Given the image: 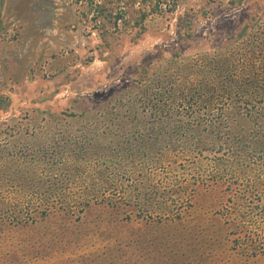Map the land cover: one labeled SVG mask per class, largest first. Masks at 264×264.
Masks as SVG:
<instances>
[{
	"label": "rangeland",
	"instance_id": "1",
	"mask_svg": "<svg viewBox=\"0 0 264 264\" xmlns=\"http://www.w3.org/2000/svg\"><path fill=\"white\" fill-rule=\"evenodd\" d=\"M261 16L264 0H0V264H264ZM155 50L179 55L155 80L158 90L130 102L124 91L115 106L133 110L129 104L137 103L153 121L155 109L146 103H155L154 93L200 94L193 117L211 122L199 130L204 143L194 141V128L172 142L179 135L174 112L163 114L158 126L166 122V131L154 134V161L132 169L113 162L103 194L91 175L80 174L78 153L71 161L78 160L77 170L61 169L47 186L23 163H4L12 153L1 148L5 137L35 144L47 114L62 120L55 138L68 126L83 141V125L87 133L95 123L92 140L101 147L123 133L95 112L68 114L131 87L129 71ZM188 67L191 78L180 80ZM24 119L29 125L13 124ZM129 175L157 192L128 199ZM61 183L63 193L46 195Z\"/></svg>",
	"mask_w": 264,
	"mask_h": 264
},
{
	"label": "trees",
	"instance_id": "2",
	"mask_svg": "<svg viewBox=\"0 0 264 264\" xmlns=\"http://www.w3.org/2000/svg\"><path fill=\"white\" fill-rule=\"evenodd\" d=\"M263 17H260V20L257 19L255 22H263ZM253 24H249L248 26L238 28V33L240 31L246 30L249 26H253ZM260 27V26H259ZM259 35L262 34L261 37H264V32L261 33V29L258 28ZM261 33V34H260ZM238 38H230L231 43L237 40ZM230 43L225 44L224 46H229ZM163 50H155L149 55L145 56L146 59L143 63H141L138 67L129 71L128 79L132 82L131 87H128L126 90L114 91L111 93L109 99H107L104 103L94 104L93 109L90 106L87 107L86 111L82 113H70L68 114L69 118H85L86 114L90 112L99 116L107 117V121L110 125H116V129H123L124 132L117 136H112L108 143H104L101 147L99 143L93 142L92 140V132L94 135L96 133L95 123L93 128L89 130V132L84 133L85 130L90 129V126L83 125L82 131L80 135L83 136V141H79L76 135H74V130L68 129V126L64 128L65 134L59 135L55 138L53 135L57 130L60 129L62 120L57 117L55 114H52L50 117L47 114V117L43 123L40 125L42 134H36V138L33 139L35 144H21L17 142V138H15L14 134L7 135L5 138L7 142L1 144V148L7 149V151H11L9 155L1 157L4 163L8 160H14L15 162H21L25 165L28 175H31L32 178L37 180L39 183H44L46 186L49 184L51 180L48 178L51 175L56 174L57 178L59 174L62 172L61 169L66 167V172L68 169L77 170L76 164L78 160L83 162L82 167L80 168V174L91 175L90 179L94 184L98 186V189L101 194L104 193L102 184H106V176L108 174L110 166L114 168V163L117 162L118 165L124 166V168L132 169V167H136L139 160L146 159L148 163L150 161H154V154L156 152V136L158 132L163 133L166 131V122L163 121V124L158 126V120L164 114L166 115L169 111L174 112L173 125L175 130L179 135H171V141L177 142L178 139L182 136L187 139V133H190L192 128L195 129V133H193L192 138L194 141H202L204 143L206 141V135L201 133L199 130H207L211 128V122L207 119L194 118L193 114L195 111H198L197 107L198 97H193L191 95H187L183 88L179 89V92H175V90H168L169 94L166 99H163L162 93L157 92L153 94V98H155V103H152V99L149 100L146 104L150 105L151 108L155 109V113L152 115L154 118L153 121L147 120V117L140 113L138 110L139 104L133 103L129 104L133 110H128L124 108V104L119 107L115 106L116 99L118 101L119 97L122 96L123 92H127L128 99L127 102L131 101L130 96L136 95L139 100L143 98L142 95H139L141 91L148 92L158 90V81L162 73V71H168L169 66L173 65V63L178 61L179 55H171V57H163ZM169 67L167 70H163ZM190 67H188L187 76H183L184 80L187 81V77L190 79L192 74L189 72ZM179 78V77H177ZM168 89V88H167ZM167 89H163L165 91ZM195 94V93H193ZM124 96V95H123ZM135 96V97H136ZM125 97H127L125 95ZM202 99L207 100L203 93ZM203 107L208 105L207 101H202ZM182 109V110H181ZM183 115L189 119V121L182 122L180 119L176 118L179 115ZM31 119H24L15 121L13 124H21V125H29ZM157 122V125L154 123ZM93 124V123H89ZM0 125H4L3 121H0ZM20 129V127L18 126ZM133 128V129H132ZM26 130V129H25ZM67 130V131H66ZM110 132V131H109ZM107 132L106 135L110 133ZM1 133V130H0ZM89 138L87 139L86 135L89 134ZM19 135L18 137L25 136ZM24 141V140H19ZM195 141V142H196ZM17 142V143H16ZM95 147H100L98 150H94ZM196 147V146H195ZM186 147H182L181 149H185ZM184 153V151H182ZM80 154L78 160H75L73 163L71 161L74 158L73 156ZM158 155V154H157ZM94 161V162H93ZM92 164V165H91ZM2 165H0L1 168ZM149 172V170H148ZM135 172H132L133 175ZM70 174L66 176L69 177ZM131 175L128 177V190H123L127 193L128 199H133L137 197V195H141V191H146L150 189L151 192H157L155 186L152 182L143 181L141 178H132ZM147 177L153 181L156 180L153 175H147ZM67 179V178H66ZM56 180H52V186H54ZM148 181V180H147ZM63 184H58L56 189H52L50 186L48 187L46 195L50 197H55L59 193H63L64 189ZM163 186V185H161ZM114 192V190H112ZM135 191H140L134 194ZM164 191V190H163ZM163 191L159 192L162 193ZM143 197V196H142ZM137 199V198H136ZM134 200V199H133Z\"/></svg>",
	"mask_w": 264,
	"mask_h": 264
},
{
	"label": "bare ground",
	"instance_id": "3",
	"mask_svg": "<svg viewBox=\"0 0 264 264\" xmlns=\"http://www.w3.org/2000/svg\"><path fill=\"white\" fill-rule=\"evenodd\" d=\"M213 61V60H212Z\"/></svg>",
	"mask_w": 264,
	"mask_h": 264
}]
</instances>
